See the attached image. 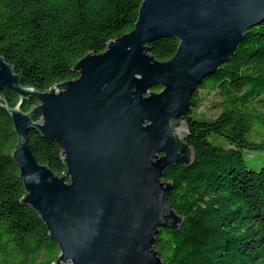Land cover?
<instances>
[{"label":"water","instance_id":"95a60500","mask_svg":"<svg viewBox=\"0 0 264 264\" xmlns=\"http://www.w3.org/2000/svg\"><path fill=\"white\" fill-rule=\"evenodd\" d=\"M263 20L264 0H140L129 32L86 52L70 66L76 78L47 90L22 85L0 54V89L17 96L11 107L0 95V109L16 135L19 202L57 244L51 264H165L155 236L185 217L170 203L163 173L195 159L184 120L191 96ZM165 37L178 46L159 61L149 44ZM28 98L36 102L23 111ZM30 130L56 143L63 174L36 160Z\"/></svg>","mask_w":264,"mask_h":264},{"label":"trees","instance_id":"16d2710c","mask_svg":"<svg viewBox=\"0 0 264 264\" xmlns=\"http://www.w3.org/2000/svg\"><path fill=\"white\" fill-rule=\"evenodd\" d=\"M139 1L0 0V54L22 85L47 90L76 78L70 66L86 52L100 53L107 41L129 32ZM177 46L175 38H159L149 44L150 54L165 61ZM0 95L16 105L12 90L3 87ZM207 99L211 113L204 112ZM35 102L28 98L21 109ZM184 120L195 159L168 166L163 180L185 218L176 230L161 228L154 248L165 264H264V164L255 169L244 159V152L264 153V20L196 87ZM15 141L10 117L0 109V264H51L57 244L38 214L19 202L24 188L11 157ZM28 142L39 163L65 172L55 142L36 130Z\"/></svg>","mask_w":264,"mask_h":264},{"label":"rangeland","instance_id":"374dc122","mask_svg":"<svg viewBox=\"0 0 264 264\" xmlns=\"http://www.w3.org/2000/svg\"><path fill=\"white\" fill-rule=\"evenodd\" d=\"M205 104V109H204V112L205 113H211V109L208 108L209 106V99L207 100H204V103ZM198 111H201V113H204L202 112V110L199 108ZM252 139H256L253 137V135H249ZM211 142L213 143H216L214 141H212L210 139ZM219 142H224V140L222 138H219L218 140ZM244 159H245V163L248 167H253L255 169H259L261 167L262 164H264V153H261V152H244Z\"/></svg>","mask_w":264,"mask_h":264}]
</instances>
